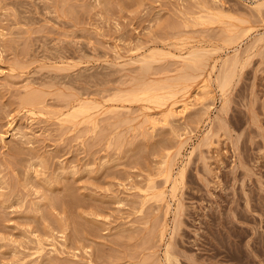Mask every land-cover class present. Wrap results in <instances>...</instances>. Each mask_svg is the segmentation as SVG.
I'll return each mask as SVG.
<instances>
[{
    "label": "rangeland",
    "instance_id": "374dc122",
    "mask_svg": "<svg viewBox=\"0 0 264 264\" xmlns=\"http://www.w3.org/2000/svg\"><path fill=\"white\" fill-rule=\"evenodd\" d=\"M263 35L264 0H0V264H264Z\"/></svg>",
    "mask_w": 264,
    "mask_h": 264
},
{
    "label": "bare ground",
    "instance_id": "6f19581e",
    "mask_svg": "<svg viewBox=\"0 0 264 264\" xmlns=\"http://www.w3.org/2000/svg\"><path fill=\"white\" fill-rule=\"evenodd\" d=\"M261 5V4H260ZM258 8V7H257ZM206 11V10H205ZM205 14V13H204ZM216 14V13H215ZM203 16V15H202ZM202 16H200V17H202ZM207 16V15H206ZM217 16V15H216ZM223 17H224V15H222ZM199 16H198V18H200ZM208 17H210V16H208ZM207 17V18H208ZM212 17V16H211ZM203 18V17H202ZM213 18V17H212ZM215 18V17H214ZM217 18V17H216ZM208 20H209V18H208ZM214 20V19H213ZM212 20V21H213ZM230 20H232V19H230ZM209 21H211V19L209 20ZM234 21V20H233ZM240 23V22H239ZM206 24V23H205ZM241 24V23H240ZM222 25V24H221ZM232 28H234L233 26H232ZM239 32L237 33V34H239L240 35V33H242L243 35H244V33L243 32H245L244 30H242V31H240V30H238ZM247 32H249V31H247ZM246 32V33H247ZM236 34V35H237ZM236 35H234V36H236ZM233 36V37H234ZM240 36H242V35H240ZM231 37V36H230ZM239 37V36H238ZM261 37V36H260ZM259 37V38H260ZM262 37H264V35L262 36ZM241 38V37H240ZM236 39H238V38H236ZM229 40V39H228ZM235 40V39H234ZM258 40V39H257ZM231 41V40H230ZM259 41H260V39H259ZM224 43H225V41H224ZM254 43H255V41H254ZM257 43V42H256ZM253 44V43H252ZM172 47V46H171ZM252 47V46H251ZM262 49V48H261ZM154 50V49H153ZM209 51V50H208ZM213 51H215L216 52V50H213ZM156 52H158V50H156ZM211 52V51H210ZM159 53V52H158ZM158 53H156V54H158ZM202 53L201 51L199 52V51H189V53H188V57L187 58H183V59H185V60H187L190 64L188 65L187 64V66H189V67H192V69L193 68H197V67H200V65H201V63H202V57L203 56H201L200 54ZM213 53V52H212ZM179 54V53H178ZM159 55V54H158ZM165 55H167V54H165ZM165 55H163V56H165ZM186 55V54H185ZM184 55V56H185ZM209 55V54H208ZM168 56V55H167ZM172 56V55H171ZM183 56V57H184ZM162 57V56H161ZM166 57V56H165ZM170 57V56H169ZM210 57V56H209ZM240 57V56H239ZM206 58V57H205ZM240 59V58H239ZM138 60V59H137ZM141 64H143L142 65V67H144V69H146L147 70V68L149 69V64H151V62L150 61H155V56L153 55V53L152 54H148V55H143L139 60H138ZM205 61H207V60H205ZM135 63H138L137 61L135 62ZM204 64V63H203ZM214 64V63H213ZM222 67H221V71H220V73H219V75L217 76V78L215 79L214 78V82H218L216 85L218 86V90H220L221 91V93H222V95H223V97L225 98L226 96H224L225 94H224V92H225V90L228 88V86L229 85H231L230 83L232 82V80L234 79V77H235V75L237 74L236 72H237V69H238V67H243L244 68V64L243 65H241V63H240V61L239 60H237L236 58L235 59H230V61L229 60H226L225 58H224V61L222 62ZM185 66V65H184ZM202 66H204V65H201V67ZM221 66V65H220ZM211 67V66H210ZM185 68V67H184ZM205 68V67H204ZM212 68V67H211ZM190 69V68H189ZM191 69V70H192ZM240 69V68H239ZM239 69H238V71H239ZM142 70V69H141ZM150 70V69H149ZM182 70V69H181ZM194 70V69H193ZM193 70H192V72H193ZM196 70H198V69H195L194 71L195 72H198L199 70H201V69H199L198 71H196ZM212 70V69H211ZM242 70V69H241ZM144 72H145V70H143ZM142 71V73H144ZM190 71V70H189ZM192 72H190V73H192ZM189 74V73H188ZM193 74V73H192ZM200 74V73H199ZM181 75H183V74H181ZM181 75H179L180 76V78L182 77ZM198 75V74H197ZM142 76V75H141ZM179 76H177V78L179 77ZM184 76H186V75H183V77ZM216 76H214V77H216ZM208 77V76H207ZM179 79V78H178ZM182 79H184V78H182ZM186 79H188V78H186ZM195 79H197L196 77H195ZM216 80V81H215ZM163 81V80H162ZM192 81V80H191ZM204 81V80H203ZM154 83H156V82H154ZM154 83H152L154 86H155V84ZM176 83V82H175ZM184 83V82H183ZM209 83V82H208ZM152 84H151V87H152ZM157 84V83H156ZM139 85V84H138ZM145 85H146V83H145ZM194 85V84H193ZM203 85V84H202ZM207 82H205V84L203 85V87H201V88H207ZM149 86L147 87V86H143V87H141L140 89H141V91H140V95H139V97L141 96V95H143L144 97L145 96H148V98L150 97V99H146V101L148 102V100L150 101L152 98V101H154V102H156V100L155 99H158L157 101H159V98L160 97H162V98H164L163 96H159L158 95V97H157V95H151V94H153V93H151L150 91H149ZM165 88H167V87H165ZM183 88V87H182ZM152 90H153V88H151ZM168 89V88H167ZM176 89V88H175ZM132 90V89H131ZM182 90V89H181ZM207 90V89H206ZM166 91V90H165ZM164 91V92H165ZM184 91V90H183ZM186 91V90H185ZM198 91V90H197ZM204 91V90H203ZM220 91H219V93H220ZM36 93H37V91H35ZM132 92H133V90H132ZM150 92V93H149ZM154 92V91H153ZM167 92V91H166ZM170 92V91H169ZM178 92H179V90H178ZM201 92V91H200ZM199 92V93H200ZM35 93V94H36ZM155 93V92H154ZM221 93H220V95H221ZM226 93V92H225ZM195 94V93H194ZM136 95V94H135ZM138 95H137V100L138 99H140V98H138ZM168 95V94H167ZM175 95H176V93H175ZM192 95V94H191ZM196 95H197V93H196ZM221 95V96H222ZM36 96V95H35ZM166 96V95H165ZM174 96V95H173ZM177 96V95H176ZM184 96V95H183ZM24 97H26L25 95H24ZM131 97H133V96H131ZM136 97V96H135ZM194 97V96H193ZM223 97L221 98V99H223ZM38 98V97H37ZM41 98V97H40ZM39 98V99H40ZM134 98V97H133ZM146 98V97H145ZM161 98V99H162ZM127 99V98H126ZM136 99V98H135ZM142 99V98H141ZM165 99V98H164ZM23 100V99H22ZM35 100V102L37 103V100L35 99V97H34V94H29L28 93V95H27V97L26 98H24V105H27V104H29V106H30V104L31 103H33V101ZM167 100V99H166ZM227 100V99H226ZM122 101V100H121ZM136 101V100H135ZM134 101V102H135ZM142 101H145V99L144 100H142ZM151 101V102H152ZM222 101V100H221ZM34 102V103H35ZM160 102V101H159ZM163 102V101H162ZM222 102H224V101H222ZM34 103H33V105H34ZM128 103H129V101H128ZM131 103H132V101H131ZM188 103V102H187ZM38 104V103H37ZM89 104L91 105V103L89 102ZM95 104V103H94ZM32 105V106H33ZM83 104H81V106H82ZM99 105V104H98ZM180 105V104H179ZM79 106H80V104H79ZM81 106L79 107V108H81ZM164 106V105H163ZM183 107V109L187 106V104L185 103L184 105H182ZM78 107V106H77ZM91 107V106H90ZM96 107V106H95ZM94 107V108H95ZM188 107V106H187ZM186 107V108H187ZM83 108V107H82ZM87 108V107H86ZM86 108H85V110H86ZM93 108V107H92ZM185 108V109H186ZM222 108V107H221ZM73 109H77V108H73ZM88 109H89V107H88ZM87 109V110H88ZM96 109H98V108H96ZM100 109V108H99ZM145 109H147V108H145ZM79 110V109H78ZM78 110H76V112L78 111ZM91 110H93V109H91ZM222 110V109H221ZM80 111V110H79ZM79 111H78V113H79ZM89 111H90V109H89ZM88 111V112H89ZM182 111V110H181ZM186 111V110H185ZM77 113V114H78ZM80 113H82L81 111H80ZM84 113V112H83ZM82 113V114H83ZM68 114V113H67ZM73 114V113H72ZM171 114V113H170ZM169 114V115H170ZM63 115H65V114H63ZM71 114H69V116H70ZM78 115H81V114H78ZM168 115V116H169ZM177 115V114H176ZM67 116V115H66ZM75 117H77V115H74ZM90 116V115H89ZM93 116V115H92ZM88 116H86L85 118H87ZM78 118V117H77ZM92 118V117H91ZM65 120V119H64ZM74 120H75V118H74ZM85 120V119H84ZM149 120V119H148ZM151 120H153V119H151ZM69 121V120H68ZM72 121H73V119H72ZM88 121V120H87ZM154 121V120H153ZM71 122V121H70ZM82 122V121H81ZM154 122H156V121H154ZM154 122H152V124H155ZM164 122H166V121H164ZM80 123V122H79ZM150 123H151V121H150ZM165 124V123H164ZM75 125V124H74ZM156 125V124H155ZM153 127H155V126H153ZM165 161V160H164ZM170 162V161H169ZM169 166H170V164H169ZM168 168H170V167H168ZM167 168V169H168ZM170 170V169H169ZM168 170V171H169ZM184 170V169H183ZM179 173V177L180 178H182L183 177V172L182 171H180V172H178ZM167 178V177H166ZM177 178H175V180H176ZM168 180V179H167ZM174 180V181H175ZM178 181V180H177ZM179 183V182H178ZM175 184H176V181H175ZM170 185V184H169ZM164 194V193H163ZM176 195V194H175ZM157 196V195H156ZM160 196V195H159ZM174 197V196H173ZM169 248V247H168ZM168 252H169V250H168ZM168 252H166L165 253V259H167V261L169 262L170 261V259L172 258H170V254L168 253Z\"/></svg>",
    "mask_w": 264,
    "mask_h": 264
}]
</instances>
